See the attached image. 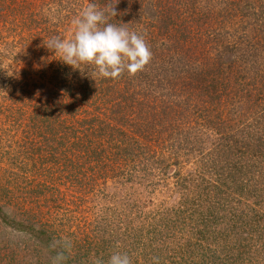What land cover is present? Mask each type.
I'll use <instances>...</instances> for the list:
<instances>
[{
	"label": "rangeland",
	"instance_id": "1",
	"mask_svg": "<svg viewBox=\"0 0 264 264\" xmlns=\"http://www.w3.org/2000/svg\"><path fill=\"white\" fill-rule=\"evenodd\" d=\"M233 1L234 6L228 8L225 0H119L115 5L118 14L110 18H117L122 27L126 21L128 30L141 33L154 52L142 71L134 76L125 71L115 83L109 81L107 90L106 84L99 85L102 77L95 71L83 64L80 69L72 68L46 45L54 36L71 37L72 21L88 3H96L103 9L112 0H0V85L9 84L0 87V204L5 211L21 221L28 218L46 224L52 235L59 237L57 240L72 246L73 254L74 250L87 253L90 261L120 252L127 253L133 264H155L157 259L159 264H173L169 258L180 254L179 249L181 253L186 252V258L193 251L199 253L200 260L201 253L208 256L205 246L221 253L226 240H209L211 245H207L204 234L191 237L189 226L184 232L169 228L167 234L172 235L157 237L162 240L153 242L160 248L157 253L151 247L145 248L143 243H150L147 238L154 235L150 233L152 228L167 231L152 212L181 206L180 202L185 203L187 199L197 202L193 183L204 177L200 166L205 168L214 163L226 171L227 165H238L237 155L244 162L253 160L249 159L252 150L256 154L263 150L255 144L258 142L253 135L247 136V131L253 130L249 129L251 124L264 114V94L258 91V86H251L252 80L255 81L253 71L264 69V62L252 55L253 48L264 44V31H259L264 12H257L253 6L259 7L261 1L260 11H264V5L262 0L255 4L254 0ZM147 3V18H144L138 5ZM164 4L169 15L167 23L173 25L171 29H165L160 23L161 29L155 27L156 6ZM260 14L263 18L255 16ZM177 35L181 39H176ZM156 65L161 68L157 75L154 74ZM167 66L176 70L167 73ZM181 66L185 67L179 69ZM207 71L208 77L219 81L225 76L220 74H227L229 86L240 95L221 97L220 101L210 99V92L205 96L204 72ZM173 74L178 79L174 80ZM150 77L157 85L158 100L165 106L157 102L156 113L152 108L141 106L144 111H138L136 117L126 113L110 119L122 102L126 104L133 84L145 85L143 92L151 94ZM169 79L175 85L170 89L166 84ZM198 83L203 89L196 88ZM95 84L97 89L93 91ZM11 90H18L14 98L24 97L26 112L12 115V111L4 110ZM183 100L195 106L184 103L189 108L183 111L178 108L174 112L178 119L170 120L168 108ZM206 100L212 102L205 103ZM51 102L59 105L56 108ZM50 107L53 114L44 122L43 114L46 116ZM104 108L106 115H103ZM204 108L209 109L211 116L220 118L215 119L216 132L210 130V125L204 127L207 124ZM93 115L105 120L100 124L102 134L99 129L98 133L86 132L84 118ZM182 116L188 117L180 119ZM33 123L37 124L32 126ZM36 127L39 129L34 131ZM83 131L86 133L81 134ZM109 133L115 136L110 137L114 146L109 145ZM217 133L231 146L214 157L212 154L222 144ZM77 137L87 141L84 147ZM186 138L191 141L184 142ZM47 143L59 147L58 160L52 161L45 151ZM123 143L139 156L123 159ZM262 152L258 161L264 160ZM215 174L206 173L205 178L213 181L218 178ZM259 193L264 198V189L258 191L261 197ZM244 197L245 203L264 212L256 197L246 194ZM138 228L141 230L137 231ZM199 228L205 231L203 226ZM141 231L142 243L132 246L133 240H128L130 244L127 242V232L135 239ZM113 237L117 239L110 247ZM196 240L198 245L190 250L188 243ZM36 243L29 235L5 226L0 218V264H52L51 254ZM108 246L109 253H104ZM178 258L174 260L181 263L183 258ZM78 262L85 263L75 264H91L85 257Z\"/></svg>",
	"mask_w": 264,
	"mask_h": 264
},
{
	"label": "trees",
	"instance_id": "2",
	"mask_svg": "<svg viewBox=\"0 0 264 264\" xmlns=\"http://www.w3.org/2000/svg\"><path fill=\"white\" fill-rule=\"evenodd\" d=\"M157 1L161 2L162 0H156V2ZM254 1H255L254 2L255 4L257 0H254ZM225 2L226 4H228L226 6L228 8H232V6H234L235 4L233 0H225ZM262 2L264 5V0H262ZM252 5L253 4H251L250 7ZM167 6H165V4L161 5V7L156 6L155 13H156V17L158 18V23H155V27H157L158 29H161L162 26L165 27V29L173 28V25H171L170 22L169 24L167 23V19H168L167 17H169V15H167V10H168ZM226 7L224 8V15L226 12ZM260 7H261V1L259 2V7L253 6V9L257 8L258 9L257 12L263 13L264 11L262 9L260 11ZM138 8H139V13L144 18H147L145 13L147 11L146 9L148 8V3L146 5L139 4ZM255 16H257L258 18L259 17L263 18L261 14L255 15ZM109 22L117 26H121L119 25V21H117V18H109ZM159 23L162 26H160ZM123 27L130 29L127 27L126 21L123 23ZM259 31L260 32L264 31V21ZM139 35L143 36L141 33ZM176 39H181V35H177ZM235 39L238 40L240 39V37H235ZM262 39H264V36H262ZM260 43H261V40H259L258 45H260ZM234 45H236V43ZM150 50L153 54L154 52L153 49L150 48ZM252 51H253L252 52L253 56H258L262 60V62H264V59H263L264 44L261 48H258V49L253 48ZM184 65L186 64L184 63ZM85 67L90 68L91 69L90 71L92 70L95 71V69L91 66H85ZM182 67H185V66H181L178 68L180 69ZM175 70H173V68L169 66L165 68V71H167V73L175 71ZM182 70H183V73L184 71H186L185 68ZM159 73H161V68L159 67V65L158 66L156 65L154 74L157 75ZM253 73H254L253 75L255 77V81L252 80L253 83H251V86L253 88L254 86H258L259 88L258 91L261 92L263 95L264 94V69H261V71L255 70L253 71ZM207 75H208V71L204 72V95L205 96L208 97V93L210 92V97H209L210 99L212 100L219 99L218 101H220L221 97H225V99H227L229 97L231 98V97L240 95L239 93L237 94V91H234L232 89V86H229L230 84H229L228 76H226L227 74H224V73L220 74V75H225L223 76V79L221 81L215 80L212 77H208ZM88 77H90V75ZM172 77L174 78V80L178 79V76H176L175 74H173ZM118 79L101 78L99 80L100 82L99 85H101V83H104L106 84L105 87L107 88V90H109L110 89L109 81H113L115 83V81ZM131 80L134 82V79H131ZM135 81L137 82V80ZM166 82H167L166 84H169V89L172 88V86L174 85V84L172 85L173 81L171 79L167 80ZM148 83H149V90L151 94L148 93V91L143 92L146 89L145 85H139L138 83L133 84L134 87H132L129 97L126 98V104L121 101L122 102L121 108H117V110L113 111L115 115L112 114L110 116V119L111 117L113 119L118 118L119 117L118 115L122 116L123 114H126V113H127L126 114L127 116L136 117V113L138 111L140 110L141 112L144 111L142 110L141 106L152 108L155 112V109L158 107L157 102L158 103L161 102V105H162L163 101L160 99L158 100V96H156L155 94L156 92L155 87L157 85H155L151 81V77L149 78ZM7 86H9V84L7 83H3L0 85L1 88L7 87ZM93 86H94L93 91H96L97 89L96 84ZM211 86L212 88H210ZM199 87L200 89H203L202 85L198 83L196 88H199ZM17 92L18 90H13V91L11 90L6 97V99H9L8 103H5L3 105V107L5 108L4 109L5 111H8V112L12 111V115L15 112H19V113L26 112L25 107L27 103L24 102V99H23L24 97L21 98L20 96L18 98H14ZM173 92H175V89H173ZM206 92L207 94H205ZM213 93L215 95H213ZM40 102L42 103L41 100ZM208 102H212V101L206 100L205 103H208ZM51 103L52 105L56 106V108H57V105H59L57 104V102H51ZM184 103L187 106H191L190 104H188L187 102L183 100L175 104V106L168 108L169 113L172 115L169 117L170 120L171 118H174L175 120L178 119L177 117L174 116V112L175 110H178V108H179V111H183L185 108H189ZM237 103L239 104L238 101ZM164 106L165 104L163 103V107ZM194 106H191V107H194ZM109 107L110 106L106 108L108 109V111L112 112L111 108ZM163 107L161 109L162 112H164L165 110V108ZM106 108H104L105 111L103 112V115L107 114ZM204 110L206 111L204 112V114L206 115L204 118V123H207V124H204V127H208L210 125L211 127V128L209 127L210 130L216 132V130L214 129H217L218 122H216L215 119L220 120V118H215L211 116V114H208L207 111L209 109L204 108ZM189 111L193 112L194 110H189ZM51 113L53 114V112H51V107H50V111H47L46 116H45V113L43 114V116L45 117L44 122L49 120ZM155 116L157 115L155 114ZM187 117L188 116H182L180 117V119L187 118ZM158 118L159 117H157V119ZM144 119L146 120V118H142V120ZM84 120L87 122L86 132L88 131L93 132L99 129L98 130L99 134H102V130L100 129L101 127L100 124H103L105 122L103 118H100V116L93 115V117L84 118ZM16 121L17 120H15V122ZM93 123H97V126L96 127L93 126ZM36 124L37 123H33L32 126ZM65 124H66V127H68L67 123ZM21 127H23V125ZM38 129L39 128L36 127L34 131H37ZM249 129H253V130H248L247 136L251 137L253 135V138L256 139L258 142L255 144L259 146V148H263V150H258L259 151L258 154H256V151H253V150L249 152V154L251 155L249 159L252 158L254 160V158L257 159L258 157H261L263 155L262 151H264V114L261 113L258 119L255 120V123L251 124ZM86 132L83 131L81 134L86 133ZM73 134L75 135V133ZM217 134L219 136L221 135L219 133ZM111 136H114V135L109 133V145L114 146V144L110 140ZM220 137H221L220 139L222 141V144L220 146L219 151L212 154V156L214 157L220 155L222 149L228 150L230 149V146H231L228 143V141L227 143L223 142L224 137L222 135ZM77 141L80 143L82 147H84L85 144L87 143V141H83L82 139H79L78 137H77ZM177 141H179V143H182L180 142V140H177ZM190 141L191 140L186 138L184 142L189 143ZM75 145H78V144L76 143ZM126 146L127 144L123 143V146L121 149V155H124L123 159L128 160V159L136 158V156H139V153L136 154V152H133V150L130 149L129 146L127 147ZM46 147H47V150L45 151L50 155L51 160L55 161V159H57L59 155V147L54 146V145L48 146V143ZM238 151L239 153H242L243 156H245L246 153L241 151V149H238ZM237 158H238L237 160H239L238 165L236 163L232 165L231 164L227 165L226 171L223 170L220 166L215 165L214 163L205 168H203L204 165L200 166L202 169H204V177H202V175H198V176H201L202 178L197 176L200 179L194 180L195 182L193 183L194 184L193 187L197 191V196L194 197L198 199V200L196 199L197 202L194 200L190 201V199H187L185 203L180 202L181 206H176V207H172L169 209L168 208L161 209L159 212L158 210H155L154 212H152L151 214L153 216L158 217V220L162 224L163 229H166L167 231H164L162 229L157 230L156 228H152L153 230H151L150 233H153L154 235H151L150 237L147 238L150 241V243L148 242L143 243V245L145 244V248L151 247V250H154L153 253H157L160 251V248H157L158 244H153V242L162 241L161 238H157V237L161 236V237L167 238L168 236L172 235V234H167V232L169 231L168 230L169 228H171V230L172 229L178 230V232L179 231L184 232L186 227L189 226L190 230L188 231L190 232L191 237L200 236L204 234L205 240L208 241L207 245H211L210 244L211 242H209V240H214V239L217 240V238H220L224 241L226 240V243L224 244L221 253H219V251L216 250L215 248L212 249L210 246H205L206 249L209 251L208 256L204 252V246L200 247L203 249V252H204V253H201V255L203 256L202 260H200L198 257L199 253H195L194 251L189 258H186L185 257L186 252L181 253V250L179 249L180 254L175 253L173 255H176L177 259H180L178 258V256H181L183 258V261L180 263L179 260L177 259L174 260L176 256H170L169 259L173 261V264H264V226H263L264 212L257 210L256 208H252L250 203L244 202L245 201L244 195L246 194L250 198L256 197L255 200L257 201V204L262 205L264 207L263 195L259 193L261 197H258V191L260 189H264V162H263L264 160L258 161L260 159L258 158L257 160H254V162L253 160H246L244 162H241V158L238 157V155H237ZM209 161L212 162L210 159ZM212 171L216 173L215 175H218L217 176L218 178L214 179L213 181H211L212 179L205 178V174L210 173ZM251 173H255V174L251 176L250 175ZM186 197H190V196H186ZM236 203H238L237 206H235ZM4 208L5 207L2 204H0V218L2 222L4 223V225L13 229L14 231H18L23 234L29 235L31 238L36 240L37 242L36 244L38 246H43L47 250V252L51 254L53 258L57 255L58 252H64V255L67 257V259L63 262V264L85 263V262H78V260L83 261L84 257H85V260H88L91 264H93V261L89 260L87 253H83L81 251L76 252L74 250L75 253L73 254V252H71L72 246H70L68 243H65L63 240H57L59 237H55L54 235H52V232L48 229L46 224L39 222V221L32 222L28 218H27V221H24V219L21 221L20 219L16 218L13 214H10L7 211H5ZM144 218H146V216H144ZM149 218L147 220H149ZM153 219L157 221L155 218ZM192 223H194L196 226H194ZM200 226H203L205 231L200 230L199 228ZM212 226H214V228ZM140 228H138L137 231ZM143 234H144L143 232L140 233V236H137L135 239H134V235L132 238L131 233L129 234V232H127L125 235L127 238V242L128 240H133L132 241V246H133V245H136V244L139 245V243H142ZM116 239L114 237L112 238V240L110 241V245H109L110 247L111 245H113V243H115ZM156 239H159L160 241ZM1 242H3L4 244L6 243L3 241V239ZM16 245L17 243H15V246ZM188 245L191 250L194 246L198 245V241L196 240L194 243L190 241ZM109 246L107 247V249H105L104 253H109L108 252L110 248ZM147 253L149 254V252ZM109 256L110 255L107 256L106 254H104L103 259L101 256L99 257V259L102 260L104 264H107V261H108L107 258Z\"/></svg>",
	"mask_w": 264,
	"mask_h": 264
},
{
	"label": "clouds",
	"instance_id": "3",
	"mask_svg": "<svg viewBox=\"0 0 264 264\" xmlns=\"http://www.w3.org/2000/svg\"><path fill=\"white\" fill-rule=\"evenodd\" d=\"M118 2L112 0L103 9L96 3H88L72 21V36L67 39L54 36L46 47L74 69H80L83 64L93 67L102 78L118 79L125 71L134 76L150 62L152 52L143 36L108 22L110 17L117 16ZM66 259L64 252H58L52 264H63ZM93 264L104 262L95 259ZM107 264L133 262L127 253L114 252Z\"/></svg>",
	"mask_w": 264,
	"mask_h": 264
}]
</instances>
